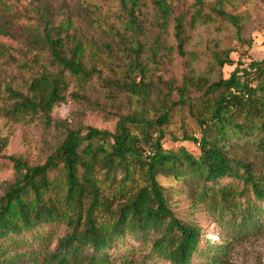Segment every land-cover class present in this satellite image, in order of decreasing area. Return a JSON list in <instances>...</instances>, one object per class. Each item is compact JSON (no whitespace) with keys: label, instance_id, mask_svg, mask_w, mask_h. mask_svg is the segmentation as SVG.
<instances>
[{"label":"trees","instance_id":"1","mask_svg":"<svg viewBox=\"0 0 264 264\" xmlns=\"http://www.w3.org/2000/svg\"><path fill=\"white\" fill-rule=\"evenodd\" d=\"M117 1L120 28L112 36L125 47L126 58L117 72L116 58L108 55L114 76L106 85L110 97L125 94L130 110L118 117L112 133L56 122L64 134L43 163L8 158L14 177L0 186V264H150L153 257L168 264H218L221 254L215 246H201L200 228L172 211L176 188L233 238L256 234L264 225V59L243 67L231 58L233 50L215 51L220 71L234 67L229 76L208 83L188 71L180 86L160 78L156 83L144 65L157 64L162 51H171L165 44L170 24L175 50L184 56L188 32L199 21L215 15L238 33L242 16L226 10V0L211 5L209 13L200 0L186 10L175 0H152L158 32L147 45L141 0ZM26 2L0 0V59L19 74L6 82L0 73V100L6 93L13 101L9 115H40L49 128L71 79L104 83V52L114 41L99 43L84 33L65 12L64 0ZM89 25L100 29L94 21ZM174 118L195 125L197 137L182 140L192 142L197 154L164 148L165 129ZM4 146L0 139V151ZM134 173L143 184L130 192ZM103 184L113 187L111 196ZM58 227L65 232L51 250ZM128 240L136 246H124Z\"/></svg>","mask_w":264,"mask_h":264},{"label":"rangeland","instance_id":"2","mask_svg":"<svg viewBox=\"0 0 264 264\" xmlns=\"http://www.w3.org/2000/svg\"><path fill=\"white\" fill-rule=\"evenodd\" d=\"M57 4L62 0H54ZM67 2L65 12L71 15L75 23L81 25L86 34L92 35L99 43L112 44L113 49L104 52V68L102 77L104 83L94 79L87 85H80L74 79H71L64 90V100L57 103L51 113L50 127L46 128L40 115L11 116L6 109L12 104L6 93L2 92L0 100V139L5 141V146L0 151V186L3 183L11 182L14 177L12 163L9 157H16L28 160L30 164L43 163L45 157L58 143L64 132L56 127V122H63L66 128L79 129L83 127L96 128L102 131L112 133L119 116L126 115L130 110L127 104L125 94L114 93L109 95V88L106 85L107 79L114 76L111 68L119 72L118 67L123 65L126 58V49L119 45L118 39L112 36V31L120 28L118 15L116 13L119 7L117 0H64ZM152 0H141L144 5L146 21L143 23V32L147 35V45L150 39L157 32L155 25V10ZM178 8L186 10L191 7L195 0H175ZM203 2L204 12L209 13V7L219 0H200ZM9 4L11 0H3ZM28 2V0H27ZM26 2V3H27ZM90 6V11H85V6ZM226 10L233 14L242 16L240 22V31L222 19L211 15V21H199L196 26L189 30V40L184 48V56L177 54L175 47L176 41L173 36V25L170 24L165 35V44L171 48V51L161 52V59L157 58V64L145 61L147 76L156 83L164 81H173L176 86H180L186 72L196 78L205 80L208 83L216 81L220 75L227 78L234 67H224L221 71L215 66L212 54L215 51L231 49L234 52L231 58L239 61L243 67L249 65L251 61H260L264 59V0H226ZM91 12V13H88ZM94 21L99 24L100 29H92L89 25ZM143 42L142 37L139 38ZM106 49V48H105ZM145 54L148 50L143 46ZM108 55L115 57L113 66ZM0 73L4 74L5 81L11 77L19 75L11 70L9 65L3 63L0 59ZM157 78H160L157 81ZM191 96L197 94L193 91ZM114 101H109L110 99ZM177 96H175V99ZM152 115V113H150ZM136 133V131H133ZM164 148L167 150H177L179 147H185L189 152L197 154V148L192 142H184L183 136L197 137L195 125L188 118L180 122L174 118V122L165 129ZM53 177L57 174L53 173ZM134 180L130 185V192L143 184L139 173L133 174ZM103 192L111 196L114 192L113 187L103 184ZM1 193V190H0ZM170 207L175 216L182 222L196 225L201 230V246L208 248L215 246L218 250V264H264V225L258 233L233 238L225 227L219 226L216 219L209 214L205 207L191 203L183 197L176 188L170 197ZM65 230L58 227L53 234L52 250L59 238L64 235ZM230 233V234H229ZM130 248L136 246L131 240L126 242ZM207 250V249H206ZM149 247L137 253L136 260L141 254L147 253ZM125 249L121 252L124 253ZM211 254V253H210ZM150 264H168L166 261L153 257ZM192 264H197L195 263Z\"/></svg>","mask_w":264,"mask_h":264}]
</instances>
